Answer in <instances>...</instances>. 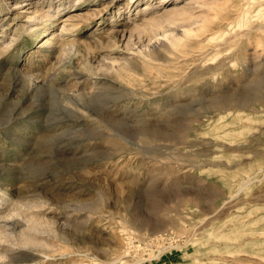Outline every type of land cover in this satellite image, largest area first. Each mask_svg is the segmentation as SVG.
Returning a JSON list of instances; mask_svg holds the SVG:
<instances>
[{"label":"rangeland","instance_id":"1","mask_svg":"<svg viewBox=\"0 0 264 264\" xmlns=\"http://www.w3.org/2000/svg\"><path fill=\"white\" fill-rule=\"evenodd\" d=\"M236 1L0 0V264H114L128 236L141 264H264V30L233 36ZM162 42L178 62L142 52Z\"/></svg>","mask_w":264,"mask_h":264},{"label":"bare ground","instance_id":"2","mask_svg":"<svg viewBox=\"0 0 264 264\" xmlns=\"http://www.w3.org/2000/svg\"><path fill=\"white\" fill-rule=\"evenodd\" d=\"M79 1V0H78ZM137 0H130V2H129V4H131L132 2H136ZM264 0H262V2L261 1H258V0H237L236 2H235V6H234V11L237 13V18H236V21H238L237 22V24H236V26H238V27H240V28H242V31L238 34H235V35H233V36H236V35H239L241 38H247L248 37V35H250L252 32H254V31H260V30H264V2H263ZM169 2V0H162V2H161V4H166V3H168ZM189 3V2H188ZM191 3V2H190ZM76 5V4H75ZM188 5V4H187ZM60 7V6H59ZM62 8V7H61ZM58 9H60V8H57L56 10H58ZM152 9V7H150V4H146V5H144V9L142 10V12L143 13H146V12H150V10ZM55 10V11H56ZM229 10V9H228ZM231 10V9H230ZM172 12V11H171ZM168 13V14H166L167 16H164L163 18L165 19V21H167L168 19V17H170V18H173L174 17V13ZM220 12V11H219ZM253 12H255V14L253 15L254 17H259V19L261 18L262 20H263V22H261L260 24L258 23V25L257 26H254V27H251L250 28V26H248V23H249V20H250V17H251V13H253ZM183 13V12H182ZM185 13V12H184ZM229 14H230V12H228ZM232 13H234V12H232ZM58 14V13H57ZM186 14V13H185ZM184 14V15H185ZM228 14V15H229ZM178 15V14H177ZM176 15V16H177ZM225 15H226V13H225ZM44 16V17H43ZM52 16V15H51ZM175 16V17H176ZM220 16V15H219ZM224 16V15H223ZM227 16V15H226ZM225 16V18L224 19H222V21H224V20H226L227 18H228V16L226 17ZM42 17L45 19V18H47V20H48V22H50V20H51V17L48 15V14H44V15H42ZM54 17V16H53ZM183 17H185V16H183ZM234 17V16H233ZM162 18V19H163ZM185 18H188L187 16L185 17ZM217 18V17H216ZM230 18V17H229ZM167 19V20H166ZM211 19V18H210ZM234 19V18H233ZM155 20V19H154ZM153 20V24L156 22V21H154ZM206 20V19H205ZM232 20V19H231ZM230 20V21H231ZM42 21H44V20H42ZM157 21H159V20H157ZM221 21V22H222ZM233 21V20H232ZM152 23H149L150 24V26H152L153 24ZM157 24L159 23V22H156ZM206 23H209V21H202L201 22V25H200V28H198V29H196L195 31H194V34L193 35H195V36H200V35H204L205 34V29H206ZM228 23H229V20H228ZM226 24V26H228V29H230V28H232L233 27V24H234V22L231 24V23H229V24ZM254 23V22H253ZM43 24H45L46 25V23H43ZM48 24V23H47ZM157 24H155V25H157ZM256 24V23H255ZM221 25V24H220ZM64 26V25H63ZM219 26V25H218ZM217 26V27H218ZM223 26V25H222ZM225 26V25H224ZM47 27V26H46ZM154 27V26H153ZM198 27V26H197ZM220 27V26H219ZM218 27V28H219ZM209 28V27H208ZM37 29V28H36ZM71 29V28H70ZM227 29V28H226ZM225 29V30H226ZM61 31H63V30H65V28L64 27H61V29H60ZM194 30V29H193ZM223 30V29H222ZM240 30V29H239ZM67 31H68V29H67ZM37 32L38 31H32L31 30V37L32 38H35V37H37ZM39 32H40V28H39ZM42 32V31H41ZM64 32V31H63ZM62 32V33H63ZM65 32H66V30H65ZM64 32V33H65ZM218 32H220V31H218ZM217 32V33H218ZM239 32V31H238ZM43 33V32H42ZM67 33V32H66ZM187 33V32H186ZM189 33V32H188ZM188 33L186 34V35H188ZM191 33V32H190ZM189 33V34H190ZM39 34V33H38ZM221 34V33H220ZM212 35V34H211ZM172 36H175V35H172ZM201 36V37H202ZM225 36V35H224ZM238 36V37H239ZM223 37V36H222ZM231 37V36H230ZM230 37H228V39L230 38ZM54 38V37H53ZM170 38V37H169ZM173 38V37H172ZM178 38V37H177ZM189 38V37H188ZM236 38V37H235ZM35 39H37V38H35ZM212 39H214V37H212V38H210V40H212ZM248 39V38H247ZM170 41V39H166V41ZM172 40V39H171ZM192 40V39H191ZM167 41V42H168ZM174 41V40H173ZM228 41V40H227ZM231 41H233V43H234V37H233V40H231ZM239 41H241V40H239ZM11 42V41H10ZM9 42V43H10ZM47 42V41H46ZM46 42H45V44H46ZM167 42L166 43H163L162 42V46L161 47H163V51H159V49H158V46H160V45H156V46H150V47H147L146 49H144L142 52L145 54V56L146 57H148L150 60H152V61H161V62H163V63H169V64H171L173 61H176L177 60V62H178V57L179 56H181V55H175V53L171 50V49H169V47H167L166 45H167ZM176 42H177V40H176ZM224 42H226V40H224ZM229 42V41H228ZM161 43V42H160ZM169 43V42H168ZM238 43V42H237ZM44 44V43H43ZM61 45H62V43H60ZM225 44V43H224ZM240 44V43H239ZM171 45H176V43H172L171 41H170V46ZM238 45V44H237ZM241 45V44H240ZM260 45V44H259ZM10 46V45H9ZM8 46V47H9ZM45 46H47V45H44V47ZM254 46V45H253ZM7 47V46H6ZM6 47L4 48L5 49V51H6ZM175 47V46H174ZM234 47V46H233ZM264 47V46H263ZM171 48H173V46L171 47ZM225 48H227V47H225ZM236 48V47H235ZM238 48V47H237ZM244 48V47H243ZM174 49V48H173ZM224 49V48H223ZM264 49V48H263ZM263 49H260V51L258 52V53H256L255 54V58H258V60H259V64H258V68L259 67H264V50ZM8 51V50H7ZM256 51V50H255ZM3 52V51H2ZM195 52V51H194ZM165 53V54H164ZM2 53L0 52V55H1ZM5 54V53H4ZM4 54H2V55H4ZM15 54V53H14ZM187 54V53H186ZM160 55V56H159ZM251 55H252V53H251ZM251 55H249V56H251ZM183 56V55H182ZM1 57V56H0ZM240 57H238V59H239ZM3 60V59H2ZM223 60H226V58L225 59H223ZM236 59H229V61H228V67H233V62L235 61ZM241 62L240 61H238V62H240V64H239V68H241L242 70L241 71H243L242 73H241V77L246 81L249 77H250V72L252 71H250V60H249V58H248V55H247V53L245 52V50H244V52L241 54ZM172 61V62H171ZM3 63H4V61H2ZM171 62V63H170ZM230 62V63H229ZM174 63V62H173ZM221 63H223V62H220V67H221V65H223V64H221ZM254 63V62H253ZM8 64V63H7ZM255 64V63H254ZM1 65V64H0ZM172 65V64H171ZM2 66V65H1ZM175 66V65H174ZM218 66V65H217ZM217 66H214L211 70H209L208 72L211 74V76H214V77H212V78H204V79H202V80H199L195 85H194V88H195V90H197V91H202V90H207V89H213L214 88V82H216V80L218 79L216 76H218V75H220V74H218V75H214V73L216 74L217 73V70H219V68H217ZM255 66V65H254ZM261 69V68H260ZM16 71V70H15ZM258 72V71H257ZM253 73V72H252ZM251 73V74H252ZM260 73V72H259ZM16 74L18 75V76H21V77H23V74L21 73V71H17L16 72ZM213 74V75H212ZM227 74V73H226ZM261 74V73H260ZM259 74V75H260ZM227 76V75H226ZM255 76V75H254ZM170 77V76H169ZM188 77H191V76H188ZM188 77H187V80L185 81V82H187L188 81ZM256 77V76H255ZM171 78H172V76H171ZM220 78V77H219ZM229 78V77H228ZM232 78V77H231ZM264 78V77H263ZM170 79V78H169ZM222 79V78H221ZM191 80V79H190ZM241 80V79H240ZM209 81H211L212 83H211V85L209 86V85H207V83L209 82ZM220 81V80H219ZM249 81V80H248ZM218 82V81H217ZM173 84H172V86H171V92L173 91V90H179V89H181V90H179L180 92H179V97H183V96H185V95H187V94H190V92L188 93L187 92V90H188V86H183L182 87V83L181 84H179V82H172ZM206 83V85L207 86H205L204 87V85L203 84H205ZM185 84V83H184ZM249 84V83H248ZM191 86V85H190ZM189 86V87H190ZM193 86V85H192ZM250 86V85H249ZM189 89H191V88H189ZM168 90V89H167ZM186 91V92H185ZM166 94H167V92H166ZM168 95V94H167ZM172 96H173V94H172ZM177 97V96H176ZM260 97V96H259ZM263 97V96H262ZM261 97V98H262ZM248 98V97H247ZM233 99H236V98H233ZM248 100H250V99H248ZM248 100H246V101H248ZM252 101V100H251ZM230 102V104L229 105H235L236 104V102L237 101H229ZM233 102V103H232ZM238 103V102H237ZM252 103V102H251ZM131 104V103H130ZM134 104V103H133ZM132 104V105H133ZM158 106V105H157ZM157 106H156V108H157ZM171 107H172V105H170ZM125 107V106H124ZM124 107H122V108H124ZM127 107V106H126ZM135 107V106H134ZM139 107V106H138ZM148 107V106H147ZM146 107V108H147ZM160 107V106H159ZM168 103H164L163 104V109H162V111H167L168 110ZM176 107V106H175ZM227 107V106H226ZM264 107V106H263ZM131 108H132V110H131ZM128 110H131V111H133L132 113H133V115L135 116L136 114H137V112L139 113V111L140 110H136L137 109V107H135L134 108V110H133V107L131 106H129L128 108H127ZM138 109H140V108H138ZM172 109V108H171ZM252 109V108H251ZM125 110V109H124ZM149 110V109H148ZM156 110V109H155ZM221 110V109H220ZM223 110H225V109H223ZM249 110V109H248ZM154 111V110H153ZM156 111H158V110H156ZM155 111V112H156ZM128 112V111H127ZM160 112V111H159ZM169 112V111H168ZM119 113L120 112H118V111H114V110H111V114H110V116L108 115L107 117L106 116H104L103 114H102V112L101 113H99V114H96V115H94L95 116V120H91L92 122L91 123H93L95 126H96V128L97 129H99V130H102V131H104V130H107V129H111L112 127H117L119 124H120V121H121V118H119V117H117V116H119ZM130 113V112H129ZM167 113V112H166ZM237 114H238V112H237ZM162 115V114H161ZM76 116V115H75ZM79 116V115H78ZM91 115H89V117H90ZM82 117H87L86 115H82ZM91 119V118H90ZM123 124V123H122ZM246 124V123H245ZM247 124H249V123H247ZM255 124V123H254ZM240 125V124H239ZM141 128V127H140ZM242 130V129H241ZM184 132V131H183ZM143 133V132H142ZM154 133V134H153ZM228 133V132H227ZM151 134H153V135H151V136H153V137H160V135L158 136L155 132H152ZM142 136H144V135H142ZM163 136V135H162ZM183 137H184V134L182 135ZM240 138V137H239ZM254 139V138H253ZM246 150V149H245ZM250 155V154H249ZM263 177V176H262ZM253 182V180L252 179H247V181H243V182H241L240 183V185H239V187H238V189H237V191H242L243 189H245V187L248 185V184H250V183H252ZM264 192V191H263ZM238 195V194H237ZM234 198H236L235 196H234ZM180 199V198H179ZM213 203V202H212ZM196 206V205H195ZM166 214V213H165ZM135 218V217H134ZM134 222H136V221H138V220H136V219H134L133 220ZM143 221V220H142ZM138 223V222H137ZM38 224V223H37ZM138 225V224H137ZM35 226V225H34ZM139 226H141V227H146L145 225H143V224H141V223H139ZM30 227V226H29ZM144 229V228H143ZM146 230V229H145ZM23 231H25V230H23ZM147 231V230H146ZM26 232V231H25ZM25 232H22L20 235H19V237H18V239H15L16 241L13 243L14 245H16V246H28V245H30V244H32V243H34L33 241H32V239H29L28 238V235L29 234H27V233H25ZM148 233L149 234H151V235H154V234H156L157 232H152V231H148ZM3 234H4V232H3ZM140 239V238H139ZM14 240V239H13ZM34 240V239H33ZM225 240V239H224ZM8 241V240H7ZM124 245H123V250L122 251H120L118 254H117V257L115 258V260H114V264H125V261H123L122 259H126L127 257H131V258H133L134 259V261H133V264H138V263H140L141 264V262H143L145 259H143V258H137V257H134V255L132 256L131 254H130V251L131 250H133L132 249V247H131V239H130V236H128V238L127 237H125V239H124ZM188 242V241H187ZM189 243V242H188ZM36 244V243H35ZM183 247V246H182ZM177 248H178V246H177ZM217 253L219 254L220 253V250H219V248L217 247ZM228 253V252H227ZM232 252H230V254H231ZM81 254V253H80ZM157 255V254H156ZM240 256V255H239ZM157 258V257H156ZM222 260V259H221ZM221 262V261H220ZM111 264H112V262H111Z\"/></svg>","mask_w":264,"mask_h":264}]
</instances>
